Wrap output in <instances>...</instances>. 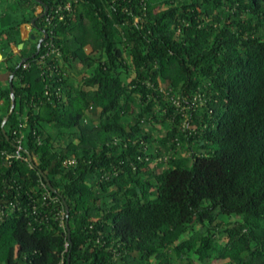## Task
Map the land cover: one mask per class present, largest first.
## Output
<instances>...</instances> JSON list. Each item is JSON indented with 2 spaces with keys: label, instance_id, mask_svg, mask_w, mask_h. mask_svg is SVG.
<instances>
[{
  "label": "trees",
  "instance_id": "1",
  "mask_svg": "<svg viewBox=\"0 0 264 264\" xmlns=\"http://www.w3.org/2000/svg\"><path fill=\"white\" fill-rule=\"evenodd\" d=\"M44 1L38 52L1 16L0 264H264V0Z\"/></svg>",
  "mask_w": 264,
  "mask_h": 264
},
{
  "label": "crops",
  "instance_id": "2",
  "mask_svg": "<svg viewBox=\"0 0 264 264\" xmlns=\"http://www.w3.org/2000/svg\"><path fill=\"white\" fill-rule=\"evenodd\" d=\"M6 1V0H5ZM3 2L2 0H0V16L4 15L5 12L9 11L8 9L10 4L13 2V0H7L5 3H1ZM41 9V5H37V11H40ZM2 18V17H1ZM0 25H2V23H0ZM19 31H20V37L22 39L23 44H27L29 47L32 44V38H31V33L34 31H37L36 28L30 23V22H22L19 25ZM17 41H16V36L15 34L10 38V47L13 48V50L15 52H19L20 51V46L17 45ZM2 57H3V53L0 52V66L2 64ZM0 75H1V71H0Z\"/></svg>",
  "mask_w": 264,
  "mask_h": 264
},
{
  "label": "water",
  "instance_id": "3",
  "mask_svg": "<svg viewBox=\"0 0 264 264\" xmlns=\"http://www.w3.org/2000/svg\"><path fill=\"white\" fill-rule=\"evenodd\" d=\"M38 1L42 3V6L45 7V10H44L43 13L34 16V17L32 18V20H31L32 23L35 22L36 18H38L39 16H42L44 13H46L47 10H48V7H49L48 4H46L43 0H38ZM43 31H45V37H46V36L48 35V33L46 32V29H43ZM32 36L35 37L34 34H33ZM43 38H44V37H41V38L39 39V42H38V44H37V50H36V52L39 51L40 46H41V43H42V41H43ZM18 45H19L20 47H22V46H23V42H20ZM33 55H34V54H33ZM27 57H28V56H25V57L21 58L20 63H22L23 61H25ZM14 75H15V71H13V72L11 73V75H10L11 107H10V110L7 112V114L3 117V121H2V125H3V127H4L5 123H6V121L8 120L10 114L14 111V108H15V105H16V95H15V89H14V84H13V76H14ZM4 129H5V128H4ZM29 156L31 157V154H30V153H29ZM46 177H47V176H46ZM48 182H49V184H51L50 181H49V179H48ZM65 208H66L67 224H68L70 207H69V204L66 202V200H65ZM69 234H70V232H69ZM69 263H70V255L68 256V264H69Z\"/></svg>",
  "mask_w": 264,
  "mask_h": 264
},
{
  "label": "flooded vegetation",
  "instance_id": "4",
  "mask_svg": "<svg viewBox=\"0 0 264 264\" xmlns=\"http://www.w3.org/2000/svg\"><path fill=\"white\" fill-rule=\"evenodd\" d=\"M44 1V0H43ZM45 2V1H44ZM46 3V2H45ZM47 4V3H46ZM40 5H41V9H40V11H38L37 13H36V15H39V14H41V13H43L44 12V10H45V7L44 6H42V3L40 2ZM49 6V5H48ZM37 11V10H36ZM48 11H49V7H48V10H47V12L46 13H44L42 16H39V17H43L44 15H46L47 13H48ZM35 15V16H36ZM52 16H54V14H50V15H48L47 16V18H48V20L50 21L51 20V17ZM38 17V18H39ZM37 19V18H36ZM32 20V19H31ZM28 22H30L35 28H36V30L37 31H34V32H32L31 33V38L33 39L32 40V43H33V41H36V43L38 44V42H39V39L41 38V37H44L43 38V40L48 36H46L45 37V31H43V29H46V24H48V23H40V24H38V25H36V20H35V22L34 23H32L31 21H28ZM47 32V31H46ZM48 33V32H47ZM35 35V37H33L32 35ZM43 42V41H42ZM42 44V43H41ZM24 45V44H23ZM40 48H41V46H40ZM40 50V49H39Z\"/></svg>",
  "mask_w": 264,
  "mask_h": 264
},
{
  "label": "rangeland",
  "instance_id": "5",
  "mask_svg": "<svg viewBox=\"0 0 264 264\" xmlns=\"http://www.w3.org/2000/svg\"><path fill=\"white\" fill-rule=\"evenodd\" d=\"M3 2H1V3H5L6 1L5 0H2ZM12 12H13V10L10 8V10H9V12L8 13H11L12 14ZM8 19L6 20V21H4L3 20V18H1V16H0V23H2V25L6 22L7 24H8ZM10 21H11V19H10ZM93 48V43H91V42H86V44H85V49L86 50H91ZM80 67V66H79ZM177 102H179L178 100H177ZM160 168V167H159ZM190 231H188L187 233H185V236H189L190 235ZM228 260V258H215V259H213V261L214 262H226ZM195 263L196 264H199L200 263V261H198L197 259L195 260Z\"/></svg>",
  "mask_w": 264,
  "mask_h": 264
},
{
  "label": "built area",
  "instance_id": "6",
  "mask_svg": "<svg viewBox=\"0 0 264 264\" xmlns=\"http://www.w3.org/2000/svg\"><path fill=\"white\" fill-rule=\"evenodd\" d=\"M67 7L69 8L70 7V3L67 4ZM24 124V122H21L20 125L22 126ZM17 146H16V149L14 152L12 153H7V157H11V156H17V157H23L22 155V149H23V146H22V139H23V135H20L18 136L17 138Z\"/></svg>",
  "mask_w": 264,
  "mask_h": 264
}]
</instances>
